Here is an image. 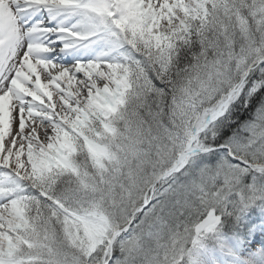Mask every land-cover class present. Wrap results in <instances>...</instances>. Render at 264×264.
Segmentation results:
<instances>
[{
    "label": "snow or ice",
    "instance_id": "obj_1",
    "mask_svg": "<svg viewBox=\"0 0 264 264\" xmlns=\"http://www.w3.org/2000/svg\"><path fill=\"white\" fill-rule=\"evenodd\" d=\"M0 264H264V0H0Z\"/></svg>",
    "mask_w": 264,
    "mask_h": 264
}]
</instances>
